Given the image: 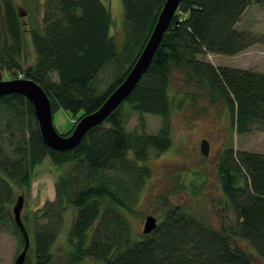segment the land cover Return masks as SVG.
Wrapping results in <instances>:
<instances>
[{
    "label": "trees",
    "instance_id": "1",
    "mask_svg": "<svg viewBox=\"0 0 264 264\" xmlns=\"http://www.w3.org/2000/svg\"><path fill=\"white\" fill-rule=\"evenodd\" d=\"M27 1L43 12L39 27H25L13 0H0V81H6V72L21 70L23 79L46 92L53 114L62 109L78 118L100 109L123 83L167 0H122L127 42L122 49L111 34L112 14L102 0ZM254 4L264 6V0H182L132 94L72 151H55L44 143L33 105L24 96L0 98V229L11 221L22 250L25 243L11 208L17 190L30 191L35 170L47 159L64 172L55 201L47 202L32 221L22 216L34 258L27 256L25 264H54L53 249L70 208L75 217L66 264H255L252 255L264 264V154L228 149L220 159L222 193L236 219L227 229L181 207L167 210L150 235H136L129 220L151 175L143 165L172 147L170 119L183 107L169 96L174 72L182 74L187 86L207 91L210 103L224 104L239 135L264 129V74L215 67L203 59L236 56L259 43L257 36L236 28ZM121 57L128 67L97 94L99 73L118 65ZM195 102L193 98L192 107ZM130 114L139 117L140 132L128 131ZM147 115L163 120L156 135L145 132Z\"/></svg>",
    "mask_w": 264,
    "mask_h": 264
},
{
    "label": "rangeland",
    "instance_id": "2",
    "mask_svg": "<svg viewBox=\"0 0 264 264\" xmlns=\"http://www.w3.org/2000/svg\"><path fill=\"white\" fill-rule=\"evenodd\" d=\"M25 1L27 0H13L21 13L25 27L29 26L30 29L32 25L39 27L43 12L35 10L37 4L35 0V5L32 3L26 5ZM44 1L37 2L41 4ZM102 1L112 14L111 34L115 36L118 47L120 45L119 48L122 49L127 44L123 1ZM236 28L257 36L259 43L236 56L209 54L203 59L215 67H230L264 74V6L254 4L249 7ZM28 35L27 32V38ZM28 47L31 51L29 39ZM121 58L123 60H120L119 66L107 65L99 73L95 80L97 94L104 93L120 75L122 69L128 67L127 58ZM22 77L21 70L5 73L6 81ZM93 84L94 82L91 85ZM186 93L189 94V98ZM169 96L175 98L177 102H183L182 109L175 111L170 119L172 147L161 156L157 157L153 154L146 165H143L150 168L151 175L138 194L137 203L133 207L134 213L129 214L131 227L136 235H143L148 216H154L160 224L167 210L181 207L187 213L217 229H227L232 222H236V219L222 193L218 171L220 159L228 149H233L235 153L247 151L264 154V129H255L249 134L239 135L232 126L228 108L222 103H210L207 91L187 86L184 77L178 72H174L171 76ZM193 98L196 99L194 107L191 105ZM82 117L83 115H78V118H75L71 112L61 109L53 114V124L61 136L67 137L72 134L77 119L80 121ZM162 121L156 116H145V132L156 135L161 129ZM127 129L131 132L141 131L139 117L136 114L129 115ZM204 140L209 142L208 157H204L201 153V144ZM62 173L63 170H59L47 159L35 170L30 191L23 194L17 190L16 200L24 195L23 218L32 221L35 214L47 202L55 201L56 183ZM15 204L16 202L13 206ZM74 217L75 211L70 208L65 215L62 233L53 249L54 264L67 262L69 251L67 238ZM31 238L33 239V236ZM237 243L247 247L245 242ZM21 251L13 224L9 221L0 229V264H14ZM252 256L255 264H263L257 256ZM28 258L34 260L33 249L28 253ZM84 264L101 263L90 261Z\"/></svg>",
    "mask_w": 264,
    "mask_h": 264
},
{
    "label": "water",
    "instance_id": "3",
    "mask_svg": "<svg viewBox=\"0 0 264 264\" xmlns=\"http://www.w3.org/2000/svg\"><path fill=\"white\" fill-rule=\"evenodd\" d=\"M181 2L182 0H167L165 2L144 50L126 79L110 95L100 109L81 118L70 136L64 137L57 132L53 124L52 103L46 92L36 82L28 79L0 81V98L12 94L24 96L33 105L44 143L52 150L59 152L74 150L81 144L83 138L91 129L102 124L132 94L148 71L164 35L180 8ZM209 152V142L204 140L201 144V153L204 157H208ZM23 207L24 195L18 197L13 207L14 222L20 230L25 243L14 264H25L31 247L30 236L22 220ZM158 224L157 218L148 216L145 220L143 235L152 234L157 229Z\"/></svg>",
    "mask_w": 264,
    "mask_h": 264
}]
</instances>
